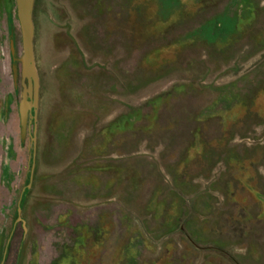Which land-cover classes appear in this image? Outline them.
I'll return each mask as SVG.
<instances>
[{"label":"rangeland","instance_id":"1","mask_svg":"<svg viewBox=\"0 0 264 264\" xmlns=\"http://www.w3.org/2000/svg\"><path fill=\"white\" fill-rule=\"evenodd\" d=\"M0 264H264V0H0Z\"/></svg>","mask_w":264,"mask_h":264}]
</instances>
